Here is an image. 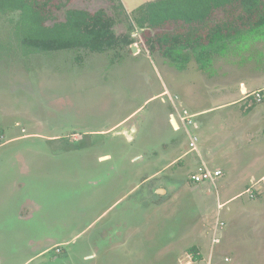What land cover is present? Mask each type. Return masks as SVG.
<instances>
[{"label": "rangeland", "instance_id": "374dc122", "mask_svg": "<svg viewBox=\"0 0 264 264\" xmlns=\"http://www.w3.org/2000/svg\"><path fill=\"white\" fill-rule=\"evenodd\" d=\"M61 1L65 7L55 13V21L64 19L66 9H102L116 18V35H131L135 53L124 48L105 54L0 56V154L36 152L30 161L38 167L37 176L65 178L48 189L64 192V197L51 199L52 206L68 219L77 218L66 230L69 235L61 243L60 237L51 238V252L39 256L40 251L24 249L25 241L60 223L61 216L37 222L32 234L21 223L0 222V264H264V118L262 126L240 135L245 146L240 166L246 165L240 175L232 173L231 146L212 158L205 152L223 145L228 113L239 121L246 109L254 108L253 114L264 117V100L253 98L218 109L225 105L220 98L225 69L233 68L249 92L264 87V42L256 40L260 32L245 37L255 44L244 52L214 60L207 71L213 76L212 91L205 93L192 64L187 72L177 71L143 45L132 17L152 0H114L116 9L110 0ZM10 29L9 21L1 20L0 38L6 40ZM165 89L170 95L158 96ZM181 97L194 111L214 108L193 119L200 123L198 130L178 116L173 117L177 128L172 126L171 104ZM117 132L131 133L132 139ZM188 132L197 148L205 149L201 159L191 151ZM202 165L213 171L218 167L221 177L213 184L191 183L192 170ZM88 180L103 185L83 207L80 197L69 195ZM120 199L121 205L111 208ZM216 223L223 227L212 248ZM192 246L199 260L187 253Z\"/></svg>", "mask_w": 264, "mask_h": 264}, {"label": "trees", "instance_id": "16d2710c", "mask_svg": "<svg viewBox=\"0 0 264 264\" xmlns=\"http://www.w3.org/2000/svg\"><path fill=\"white\" fill-rule=\"evenodd\" d=\"M64 7L61 0H0V21L11 25L7 39L0 38V56L132 52L131 35H116V18L104 10L66 9L64 19L55 21ZM14 14L17 19L10 18ZM132 22L149 55L157 54L177 71L193 61L207 72L216 58H230L255 44L245 37L259 31L256 40L264 42V0H152L134 11ZM187 253L194 261L201 258L195 246Z\"/></svg>", "mask_w": 264, "mask_h": 264}, {"label": "crops", "instance_id": "0c3cea01", "mask_svg": "<svg viewBox=\"0 0 264 264\" xmlns=\"http://www.w3.org/2000/svg\"><path fill=\"white\" fill-rule=\"evenodd\" d=\"M191 64H192L191 68L195 71V77L198 75L196 77L198 79V82H200L202 86L205 87V93H208L209 90L212 91L210 89L211 87H209L210 82L213 79L212 74H208L209 72L200 71L193 61L189 65ZM231 69L233 68L230 67V70L225 69V76L222 75V81H225V83L222 84L223 88L220 91L221 93L220 98H223L222 100L225 101V105L218 107V109L225 108V110L226 109L228 110L234 107L239 101H244V100L247 101L248 99H252L249 96L252 93L256 91H261L262 89L264 90V87H263L262 89L259 88V89H256V91L249 92V87H248L247 82L244 79L240 78V75L238 73L231 72ZM187 71H188V68L181 72H187ZM163 95L169 96L170 94L165 89L158 96H163ZM179 99L181 101H179L178 104H171V110L173 111L171 117H174L175 119H177L179 112L185 111V110L190 115L194 116L193 119H195V117H200L201 115L214 110V108L208 109L209 108L208 107L207 109H199V110L194 111V108L190 109L188 108V106L185 107L184 103L188 102V100L183 99L182 97ZM263 100H264V94H263V98L261 102L259 103H262ZM253 113H254V108H251V110L249 111H247L246 109L242 114L241 120L239 121H235L232 114L228 113L225 117V136H222L223 138H225V141L223 145H220L219 148L213 151H209V150L207 151L204 148L203 149L197 148L196 138L193 135H191V132H188L189 133V144L193 139H195V149L191 151L196 150L198 152V155L195 154V156L197 155V157L200 158L202 156L201 151L205 150L206 155H208L209 158H212V156H216L218 152H221V150H223L225 146L229 145L231 146L230 151H231V155H233L232 163L234 164L232 173L237 172V174L240 175L246 169L245 164H242L240 166V158L245 157L244 141L240 138V135H242L244 132L246 133L251 132L252 129L256 126H260V125L262 126V122L264 118L261 114L258 115V114H253ZM199 124L193 122L191 128L194 130H198V128L200 127ZM178 127H179V124H178ZM27 136L31 137L33 135L30 134ZM27 136H22L20 138L23 140L24 137H27ZM17 139L18 138H14L11 140L16 141ZM36 155H37L36 152L34 154H30L29 151H21V150H16V151L0 154V222H3L4 226L12 222L21 223L24 225V229H25L24 232L32 234V233L37 232V227H36L37 222L41 220L42 222H45L46 218L49 219V216L53 214H57L61 216L62 218L57 220L60 223H53L52 226H49V225L46 226L47 229H45V232L41 236L39 234H38L39 236H33V237L31 236L25 241L23 245L24 249H27L31 252L40 251L38 253V256H39V255H46L51 252V250H48L50 249V246H51L50 245L52 242L51 238L53 239V238L60 237L59 243H61V241H63V238L67 237L70 233V230L66 231L67 228L71 229L72 226L77 222V218L72 216L70 219H68L67 216H64L65 211L58 209V206H52V204L54 203L52 202L51 199L59 198L60 196L64 197V192L61 190L49 191L48 189L53 184H61L63 180H65V178H63V176H57V177L37 176L36 170L38 167L37 166L35 167L33 162L30 161V159L31 158L34 159ZM185 156H187V154L182 156V158ZM106 158L109 159L110 156H107ZM199 167L200 166H198L195 170H192L193 171L192 174L195 173ZM240 168L242 169V172L239 173ZM216 170L220 171L218 167H216ZM129 180L131 184L134 183L133 177L127 178V182ZM148 180L149 179L147 180L145 179L143 180V182L146 183ZM230 182L233 183L234 181H230ZM99 183L100 182H94V183L92 182L91 185H97ZM207 184H210V183H207ZM226 186H228V184L225 185V190L227 189ZM85 190H86V185L81 186L78 189H72L70 196H74L78 198L86 194V193L82 194L85 192ZM84 201H86V199L82 200L80 197V202L83 204V207H85L86 205ZM122 202L123 201L121 199L117 200L116 202L112 204L111 208L115 207L114 209H117L119 205H121ZM53 209H56V210L53 211ZM129 210L133 212L134 209L131 210V207H129ZM126 212H127V207H126ZM76 213H79V212L76 211ZM112 219H113L112 220L113 222L115 219L114 217ZM97 221H95L94 223H96ZM54 229L56 230L53 231ZM114 229L117 232L116 228ZM67 232L69 233L67 234ZM218 232H217V235H218ZM81 235L82 234L80 233L79 236L73 237L72 239H77L78 237L80 238ZM115 235H117V233ZM213 237H214V234H213ZM217 238H219V242H220V237H217ZM219 242L213 243V238H212L211 247L213 248V246H215L216 244H219ZM41 244H46V245L42 247Z\"/></svg>", "mask_w": 264, "mask_h": 264}, {"label": "built area", "instance_id": "2783aa9c", "mask_svg": "<svg viewBox=\"0 0 264 264\" xmlns=\"http://www.w3.org/2000/svg\"><path fill=\"white\" fill-rule=\"evenodd\" d=\"M251 98L254 99L255 102H261L263 98L262 91H256L250 95ZM178 117H180L181 122H185L187 125L192 126L194 116L190 115L186 110L181 111L178 113ZM190 147L194 150L195 149V139L190 142ZM221 172L218 170H211L205 165H202L197 169V171L190 176L191 183H211L213 184L215 180L221 177ZM223 223H216L215 230H214V237L213 243H218L219 238H217V232L222 229Z\"/></svg>", "mask_w": 264, "mask_h": 264}, {"label": "flooded vegetation", "instance_id": "af4514ba", "mask_svg": "<svg viewBox=\"0 0 264 264\" xmlns=\"http://www.w3.org/2000/svg\"><path fill=\"white\" fill-rule=\"evenodd\" d=\"M128 132H117L116 135L123 136V137L126 138L127 141H130L132 139V134L131 133H128ZM125 133H128L131 136V139L130 140L128 138L129 135L127 136ZM103 158H106V157H103ZM115 165H117V164H115ZM91 184H92V182L89 181V180L84 184V185H86V190L82 194H85V193L86 194L83 195V196H80L82 200H85L86 199V201H84L86 204H87V202H92V199L91 198L95 195L96 191L100 187H102V185H103L101 182L99 184H97V185H91ZM94 255L95 254H92V256H94Z\"/></svg>", "mask_w": 264, "mask_h": 264}, {"label": "water", "instance_id": "95a60500", "mask_svg": "<svg viewBox=\"0 0 264 264\" xmlns=\"http://www.w3.org/2000/svg\"><path fill=\"white\" fill-rule=\"evenodd\" d=\"M130 49H131V51L133 52V53H135V46L134 45H131L130 46ZM171 124H172V126L174 127V128H177V124H176V122H175V119L172 117L171 118ZM127 136L129 135L128 133H125ZM128 138H129V140L131 139V136L129 135L128 136ZM102 159H106V158H102Z\"/></svg>", "mask_w": 264, "mask_h": 264}]
</instances>
